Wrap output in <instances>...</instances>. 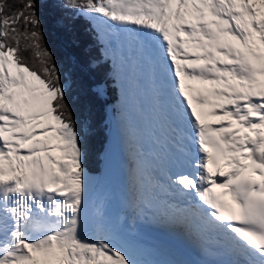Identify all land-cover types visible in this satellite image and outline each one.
Masks as SVG:
<instances>
[{
	"label": "snow or ice",
	"instance_id": "snow-or-ice-1",
	"mask_svg": "<svg viewBox=\"0 0 264 264\" xmlns=\"http://www.w3.org/2000/svg\"><path fill=\"white\" fill-rule=\"evenodd\" d=\"M19 3L8 13L0 0V264H157L135 223L91 201L81 130L44 41L45 4L67 31L81 18L96 30L103 48L89 67L111 61L98 98L109 80L123 87L118 39L151 67L172 149L152 181L161 211L149 215L153 200L134 195L135 220L184 230L205 264H264V0ZM131 165L136 188L135 152Z\"/></svg>",
	"mask_w": 264,
	"mask_h": 264
},
{
	"label": "trees",
	"instance_id": "trees-1",
	"mask_svg": "<svg viewBox=\"0 0 264 264\" xmlns=\"http://www.w3.org/2000/svg\"><path fill=\"white\" fill-rule=\"evenodd\" d=\"M39 11L43 21L45 44L52 52L62 80L68 86V102L78 129L81 130L88 173L99 175L111 130L116 127L117 139H125L127 120L122 115L129 108L126 103L123 106L119 104L123 93L119 92L120 89L114 81L109 80L111 86L103 99L93 93L94 85L104 78V73L111 66L107 62L100 69L89 67L91 59L101 56V43L91 23L83 18L78 19L73 22L69 32L58 23V17L62 15L59 9L45 4L40 6ZM22 54L29 63L34 62L30 51ZM124 174L126 182L129 178L126 171Z\"/></svg>",
	"mask_w": 264,
	"mask_h": 264
},
{
	"label": "rangeland",
	"instance_id": "rangeland-1",
	"mask_svg": "<svg viewBox=\"0 0 264 264\" xmlns=\"http://www.w3.org/2000/svg\"><path fill=\"white\" fill-rule=\"evenodd\" d=\"M19 7V0H7L6 11L8 13H11ZM132 45L133 44L129 42L130 49H127L126 51L124 49L117 50L116 57L120 58L123 56V58L127 57L128 61H133V59H131L133 54L131 55L130 52H128L132 49ZM102 48H100V53ZM127 66L128 65L124 64V66L121 65L120 67V69L123 71V79L125 77L129 79L130 66ZM136 66L137 71L135 70L132 73L133 83L136 80V88H134L133 91L136 92L138 96L143 97L145 100L139 98V109L133 110L131 113H125L123 115L120 114V116L122 115V118H126V123L128 122L126 124L127 134L126 132L124 133L125 139H117V129L116 127L113 128L108 138V146L104 154V162L100 170V174H89L91 179L90 196L92 203L95 204L96 202H99L101 205H103L106 214L112 219H116L117 217H124L125 211L127 210L125 207L128 208L130 204L127 206L120 200L125 201V199L123 198L127 195L130 202L134 195L140 194L148 197L149 199H152L153 206L146 209L149 214L150 211L153 210V208L155 209V206H158L160 204L158 197L153 195L152 193H149L147 188H149V186H152L153 177L159 173L160 165L166 159L164 157L160 158L158 156L164 152L163 148H165V146L162 145V143H166V138L170 135L164 128L165 125H168V121L163 117V113L165 115H167V113L164 111V107L162 106V104L158 105L156 101L153 102L154 94L148 95L150 94L148 92L150 87L145 84L143 85V83L140 87V70L142 69L143 73L144 66L141 63H139V65H137L136 63ZM126 83L127 82L123 81L124 87ZM120 92H123V87ZM134 92H131L130 96L134 100L135 104L136 96H132V94L134 95ZM124 93L125 94H123L122 99L119 103L122 106L126 102V100L124 99L127 98L126 95L128 94V91H125ZM128 99L130 98L128 97ZM134 104L132 106H134ZM151 105L153 106V110L151 109ZM127 135H129L131 141H129ZM133 152H135V154L137 155L142 168V179L136 188L133 187L131 179L126 182L123 181V172L128 170L130 173ZM129 211L131 210L129 209ZM154 214L155 212L153 211L151 215ZM130 219L132 223H134L132 218Z\"/></svg>",
	"mask_w": 264,
	"mask_h": 264
},
{
	"label": "bare ground",
	"instance_id": "bare-ground-1",
	"mask_svg": "<svg viewBox=\"0 0 264 264\" xmlns=\"http://www.w3.org/2000/svg\"><path fill=\"white\" fill-rule=\"evenodd\" d=\"M141 64H143L144 66L143 75L145 80L143 81V85L145 84L148 87H150L148 90L150 94L148 95L154 94V100H153L154 102L156 101V99L153 90L151 67L145 59ZM161 104L164 107L163 103ZM164 111L166 112L165 107H164ZM163 117L167 119V115H165L164 113H163ZM164 128L169 134H171L168 125H165ZM162 145L165 146V148H163L164 152L161 153V155H159L158 157L167 158L168 154L172 149V136L171 138L167 136L166 143H162ZM123 199H125V201L124 200H120V201L124 202L127 206L131 203L129 201L128 195L125 196ZM161 200L162 201H159L160 202L159 205H162L163 203V195L161 196ZM125 208L127 210L125 211L123 218H127L129 223H132L130 219L132 218L133 222L137 225L139 229L140 238L142 242L148 248L154 251V254L149 256L148 259L156 261L157 264H170L171 261H181L182 264H205L206 257L200 255V253L198 252L197 241L190 238L185 233L184 230L175 227H165L163 225L149 221H143V220L137 221L133 217L131 211H129L130 209L129 206L128 208L127 207ZM153 211L155 212L154 215H158L159 212L161 211V208H159V206H155V209L153 208V210L150 211V214L149 213L148 214L151 215ZM151 227H156L161 232L159 234H156L154 233L156 230L152 231Z\"/></svg>",
	"mask_w": 264,
	"mask_h": 264
}]
</instances>
